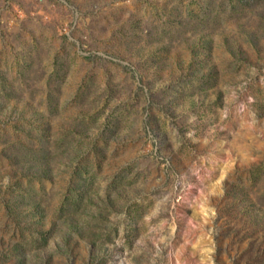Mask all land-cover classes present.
<instances>
[{
	"label": "rangeland",
	"instance_id": "rangeland-1",
	"mask_svg": "<svg viewBox=\"0 0 264 264\" xmlns=\"http://www.w3.org/2000/svg\"><path fill=\"white\" fill-rule=\"evenodd\" d=\"M0 264H264V0H0Z\"/></svg>",
	"mask_w": 264,
	"mask_h": 264
},
{
	"label": "trees",
	"instance_id": "trees-1",
	"mask_svg": "<svg viewBox=\"0 0 264 264\" xmlns=\"http://www.w3.org/2000/svg\"><path fill=\"white\" fill-rule=\"evenodd\" d=\"M45 151L43 150L42 152H41V155H40V160H41V158H45V156H47V153H44ZM44 160V159H43ZM42 160V161H43Z\"/></svg>",
	"mask_w": 264,
	"mask_h": 264
}]
</instances>
